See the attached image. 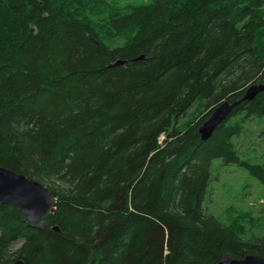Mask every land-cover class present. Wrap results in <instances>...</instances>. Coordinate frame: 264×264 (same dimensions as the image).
<instances>
[{
  "label": "trees",
  "instance_id": "trees-1",
  "mask_svg": "<svg viewBox=\"0 0 264 264\" xmlns=\"http://www.w3.org/2000/svg\"><path fill=\"white\" fill-rule=\"evenodd\" d=\"M256 83L264 0H0V165L57 197L45 228L0 205V263L264 256L252 216L203 207L216 159L264 185V160L235 142L264 91L199 132Z\"/></svg>",
  "mask_w": 264,
  "mask_h": 264
},
{
  "label": "rangeland",
  "instance_id": "rangeland-1",
  "mask_svg": "<svg viewBox=\"0 0 264 264\" xmlns=\"http://www.w3.org/2000/svg\"><path fill=\"white\" fill-rule=\"evenodd\" d=\"M235 142L242 156L264 160V117L253 116L246 121ZM219 160L216 159L212 167V178L203 205L205 212L214 214L223 222L237 219L240 213L250 215L253 217L251 223L256 227L254 231L264 234V185L246 169L222 165ZM45 185L51 186L49 183Z\"/></svg>",
  "mask_w": 264,
  "mask_h": 264
},
{
  "label": "water",
  "instance_id": "water-1",
  "mask_svg": "<svg viewBox=\"0 0 264 264\" xmlns=\"http://www.w3.org/2000/svg\"><path fill=\"white\" fill-rule=\"evenodd\" d=\"M122 63L118 60L115 64ZM261 91H264V84H252L241 98L224 100L218 104L201 125V138L206 140L211 137L217 125L224 121L235 107L245 100L253 99ZM56 200L54 192L41 181L0 165V205L17 204L30 224L45 228L47 225L44 220L52 213ZM54 229L59 230L57 226ZM0 264H25V261L20 258ZM218 264H264V256L255 253H248L241 258L225 255Z\"/></svg>",
  "mask_w": 264,
  "mask_h": 264
},
{
  "label": "bare ground",
  "instance_id": "bare-ground-1",
  "mask_svg": "<svg viewBox=\"0 0 264 264\" xmlns=\"http://www.w3.org/2000/svg\"><path fill=\"white\" fill-rule=\"evenodd\" d=\"M256 225V224H255ZM263 226V225H262ZM1 233V232H0Z\"/></svg>",
  "mask_w": 264,
  "mask_h": 264
}]
</instances>
